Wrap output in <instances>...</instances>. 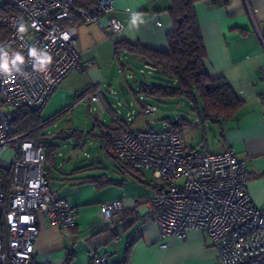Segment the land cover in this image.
I'll return each mask as SVG.
<instances>
[{
	"label": "built area",
	"instance_id": "built-area-1",
	"mask_svg": "<svg viewBox=\"0 0 264 264\" xmlns=\"http://www.w3.org/2000/svg\"><path fill=\"white\" fill-rule=\"evenodd\" d=\"M5 2L14 12L0 18L6 30L0 50L8 53L10 68L8 72L0 71V264H39L35 248L40 234L39 215L55 226L71 228L76 224L78 208L52 189L44 167L43 146L16 135L11 115L24 107L41 112L72 71L93 64L84 63L76 49L74 12L83 21L98 20L113 10L114 0H99L89 10L76 9L74 0ZM124 27L120 19L112 17L106 29L119 33ZM259 36L264 46L260 32ZM32 49H36L37 57H51L45 70H40L38 58L30 55ZM17 53L23 62L13 67L11 61ZM146 68L148 74L156 70L151 65ZM262 84L264 99V67ZM87 98L102 112L111 113L117 123L109 133L115 156L135 170L152 173L157 194L134 199L141 221L154 222L163 239L184 238L193 229L208 233L221 264H264V208L253 203L247 162L234 148L217 153L187 152L182 127L134 129L136 113L129 112L122 121L117 109L116 114L111 112L95 84ZM139 101L145 116H153L158 110L143 95ZM10 148L13 154L6 160L4 154ZM125 201L119 198L103 203L97 228L115 222L126 207ZM82 240L88 247L90 264H109L108 252L99 255L87 239Z\"/></svg>",
	"mask_w": 264,
	"mask_h": 264
},
{
	"label": "crops",
	"instance_id": "crops-1",
	"mask_svg": "<svg viewBox=\"0 0 264 264\" xmlns=\"http://www.w3.org/2000/svg\"><path fill=\"white\" fill-rule=\"evenodd\" d=\"M171 5V0H114L113 10L98 20L83 21L76 16V49L84 63L93 61V64L72 71L63 80L46 103L43 111L47 107L48 111L45 116L42 114L43 118L67 111L75 101L82 102L84 99L85 103L92 102L87 96L90 87L95 84L103 92V98L113 114L117 113V109L124 121L128 113L134 111L137 119L141 115L142 103L139 101L140 108L136 111L132 108L133 102L126 105L122 101L127 100L129 95L123 92L121 81V93L111 88L115 85L112 81V68L116 63L115 43L124 40L168 51L167 35L173 30L169 12ZM196 12L210 75L224 77L243 100L231 117L218 122L208 121L198 127L206 131H211L212 126L215 128L213 134L218 141L217 148L207 152L217 153L232 147L240 158L246 160L250 196L256 206L264 208V99L261 97L264 46L259 36L260 32L264 37V0H201L196 4ZM112 17L124 23L121 32L112 33L106 29ZM124 54L131 53L126 51ZM135 56L143 60L146 68L147 59ZM111 91H116V94ZM93 103L97 110L104 113L96 102ZM95 120L99 127L104 125L99 124V117ZM111 126H117V123L113 121ZM207 145L208 141H204L201 147ZM46 173L56 194L78 208V218L73 227L60 228L39 215L40 234L35 247L39 264H90L88 247L82 239H87L91 247L97 248L99 255L108 252L109 264H122L126 256L128 264L219 262L217 248L208 233L193 229L184 238L163 239L154 222L140 220L134 199L154 196L158 192L157 188L138 178L140 174L142 179L154 183L149 172H137L130 182L122 177H113L120 182L102 188L94 183L88 184L90 182L85 183L87 185L74 184L72 180L76 176L68 177L65 172L59 176ZM119 198L126 199L124 211L115 222L97 228L102 204ZM164 243L167 245L163 246Z\"/></svg>",
	"mask_w": 264,
	"mask_h": 264
},
{
	"label": "trees",
	"instance_id": "trees-1",
	"mask_svg": "<svg viewBox=\"0 0 264 264\" xmlns=\"http://www.w3.org/2000/svg\"><path fill=\"white\" fill-rule=\"evenodd\" d=\"M99 0H74L76 9L89 10L96 6ZM201 0H171L169 12L173 20V30L167 35L168 51L154 50L128 41L115 43L116 58L124 52L141 55L147 59V64L156 68L150 75H156V82H141L139 92L148 100L159 101L166 98L186 99L192 106V111L198 119V125L205 122H218L231 117L243 104L229 82L224 77H212L206 65V47L201 25L196 12V4ZM217 1V0H211ZM14 12L7 3L0 6V18L6 13ZM77 12H74L76 18ZM6 30L0 24V42L5 37ZM154 75V76H155ZM149 103H152L149 101ZM154 104V103H152ZM62 112H58L50 118L44 119L42 111L32 108H20L11 115V125L16 135L24 139L34 140L41 144L46 152V161L52 160L57 155V147L48 142L46 137L41 138L43 128L52 123ZM173 127H183L186 124H194L187 119L166 118ZM97 125V121L95 120ZM106 131L89 133L100 138L101 146L108 148L110 154L129 171H136L123 163L112 152L109 133L116 126L102 125ZM70 135H75L74 133ZM69 135V136H70ZM67 138L65 136H62ZM85 168V167H83ZM88 168V167H87ZM138 178L145 184L157 188L153 182L144 180L140 174ZM82 179V178H81ZM85 183H94L102 188L107 185L118 184L117 181L107 176H88L82 179ZM158 189V188H157ZM128 256L122 264H128Z\"/></svg>",
	"mask_w": 264,
	"mask_h": 264
},
{
	"label": "rangeland",
	"instance_id": "rangeland-1",
	"mask_svg": "<svg viewBox=\"0 0 264 264\" xmlns=\"http://www.w3.org/2000/svg\"><path fill=\"white\" fill-rule=\"evenodd\" d=\"M5 1L0 0V6ZM144 65L143 60L134 54H122L120 58H116V63L112 68V81L115 82L116 86H111V88L121 93V89L119 88L121 81V85L124 88L123 92L129 95L127 100L122 99V101L126 105L127 102H133L132 108L136 111L140 108L139 100L141 93L139 92V88L141 82L147 81L153 83L157 81L156 75L148 74V70ZM141 70H144L145 73L141 72ZM85 101H75L73 106L67 111L62 112L52 123L47 124L43 128L41 138L46 137L49 143L57 147V155L45 163V171L52 173L53 176H59L64 172L67 173L68 177L76 176L72 181L77 185H87L82 179L95 175H107L112 178L122 177L130 182L137 172L134 170H132L133 172L124 170L121 164L117 165V161L110 154L108 148L101 146L100 139L97 136L89 134L93 131L97 133L106 131L100 123L105 126H111L113 124L112 114L109 112L101 113L93 102L85 103ZM152 103L158 106V110L153 116L141 114L132 124L134 129L164 130L171 127L170 123L165 120L166 118H171L172 120L184 118L194 123L186 124L182 127L184 146L187 152L203 153L217 148L218 141L213 134L215 133V128L212 126L211 131L199 128L198 119L192 111L190 102L186 99L166 98ZM47 108L45 111H43L44 109L42 110L44 116L48 111ZM56 113H53V115ZM53 115H50V117ZM95 117H99L100 127L96 125ZM72 133L75 135H70ZM204 141H208V145L202 148L201 146L204 144ZM12 154L13 149H8L4 154V159L10 160ZM149 173L152 176V173ZM88 184L93 185V183ZM85 187L88 188V186ZM94 189L96 190L95 185ZM101 220L102 216L99 222ZM217 264H221V262L219 261Z\"/></svg>",
	"mask_w": 264,
	"mask_h": 264
},
{
	"label": "clouds",
	"instance_id": "clouds-1",
	"mask_svg": "<svg viewBox=\"0 0 264 264\" xmlns=\"http://www.w3.org/2000/svg\"><path fill=\"white\" fill-rule=\"evenodd\" d=\"M132 23L135 24L136 20L133 19ZM20 31L21 32L24 31L23 26H21ZM30 55L33 57H37L36 49H32L30 51ZM37 58H38V63L40 65V70H42V71L45 70V66L47 63L50 62L51 57L47 56L46 54H43L42 56H39ZM22 62H23V57L19 53H17V54H15V57L12 59L11 64L13 67H16L17 64L22 63ZM0 71H3V72L10 71L8 53L3 52L2 50H0Z\"/></svg>",
	"mask_w": 264,
	"mask_h": 264
}]
</instances>
